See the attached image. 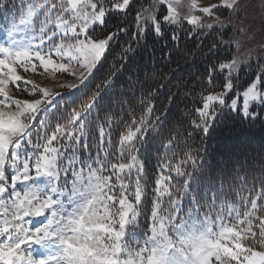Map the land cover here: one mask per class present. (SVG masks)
Segmentation results:
<instances>
[{
    "label": "snow or ice",
    "instance_id": "snow-or-ice-1",
    "mask_svg": "<svg viewBox=\"0 0 264 264\" xmlns=\"http://www.w3.org/2000/svg\"><path fill=\"white\" fill-rule=\"evenodd\" d=\"M181 33L220 41L198 53V90L183 66L146 91L147 66L118 87L113 64L93 84L115 45L126 64L150 35L163 59L175 53L190 68L197 53L181 51ZM254 38L246 0H0V264H264V142L219 160L206 145L229 121L264 125V63L241 52ZM18 69L73 82L53 93ZM181 92L191 101L172 120Z\"/></svg>",
    "mask_w": 264,
    "mask_h": 264
},
{
    "label": "trees",
    "instance_id": "trees-1",
    "mask_svg": "<svg viewBox=\"0 0 264 264\" xmlns=\"http://www.w3.org/2000/svg\"><path fill=\"white\" fill-rule=\"evenodd\" d=\"M137 3H144L147 6L150 3V0H136ZM163 11V10H162ZM135 11L132 12V17L134 18ZM185 27H190L185 24ZM115 31L114 27H109L108 32ZM170 34H166L165 39H168ZM230 38V33L225 32L224 40L227 41ZM121 38V43L123 42ZM220 43L219 40L215 38V34H211L207 37L201 38L198 40L196 37H192L188 39L185 33H181V41H180V49L182 52L193 51L196 52L195 59L191 64L190 68L184 65L183 60H177V55L174 53L171 62H168L166 59L162 58V49L161 44L164 41H160L157 43L151 35L148 37L147 44L137 52V54L130 59L128 63H124L120 61L118 58V53L120 51L119 44L115 45L112 51L108 54V59L104 62V66L100 69L99 72L96 73V80L93 81V84L99 82L100 78L104 76V74L115 64V70L117 72L116 76V84L119 87L121 84L127 85L129 82V74L132 73L135 75V67L138 66L141 70L147 66V73L141 72V85H137V89L143 87L146 91L152 87H158L161 83H163L162 76L166 75L173 69H177L178 67H186L187 70L181 73L185 80H189L190 82L187 85L189 91L198 90L199 85L201 83L200 79L195 76V69L199 68L201 75H203V57L198 53L206 50L211 43L213 42ZM245 43H253V40H248ZM201 45L200 48H197V45ZM148 49L155 50L154 60L150 59ZM234 48L230 49L227 45L222 46V50L220 51L221 57L231 58ZM243 52V51H241ZM124 64L123 71H121V65ZM155 70V71H154ZM252 71H255L253 69ZM156 72L161 73L160 77H156ZM156 77V78H154ZM251 78V73L243 76L240 81L239 88L242 89L247 83L248 79ZM177 80H172L170 84L167 85L166 88H161L162 95L159 98L157 103V110L162 111L165 107H167V103L165 101V97L169 92L175 91V85ZM219 90V89H217ZM68 94V93H66ZM137 97L140 96L139 90L136 93ZM230 96L234 95V93H230ZM235 98H239L238 95H235ZM107 99V98H106ZM191 98L186 95V93L181 92L180 96L176 99L175 102L171 104V110L169 112V118L175 120L178 116L181 115V110L185 106V104H190ZM115 138L118 139V133ZM260 142H264V125L257 122L255 126L249 127L247 124H239L238 121H229L227 124H221L210 131V134L206 138V145L209 151L216 157V159H226L229 155V150L232 146L241 144V143H252L253 145L259 144ZM146 159L149 161L150 170H154L153 166L156 163V156L154 148L147 154Z\"/></svg>",
    "mask_w": 264,
    "mask_h": 264
},
{
    "label": "rangeland",
    "instance_id": "rangeland-1",
    "mask_svg": "<svg viewBox=\"0 0 264 264\" xmlns=\"http://www.w3.org/2000/svg\"><path fill=\"white\" fill-rule=\"evenodd\" d=\"M215 2V0H200L202 5H207ZM247 7L249 10V20L253 24V32L254 39L253 43H245L242 47L241 51L245 55H247L248 51H252L254 54L261 56V63H264V48H261V45L264 44V30H261V20L264 19L262 16V0H246ZM183 13H186L187 9L181 10ZM108 33H104L107 35ZM18 74L21 75L22 78L27 79L35 84L38 87L47 88L53 93H62L66 94L69 92V89L60 87L61 84L71 83L73 82L71 77H66L65 75H61L57 73L55 77L49 74H40L42 69L36 73L29 71L25 73L23 69L17 70ZM20 83V82H18ZM31 87V84L29 85ZM10 94L16 96L21 99H33L34 97L28 96L27 93L18 92L15 86L10 85ZM241 98H238V101Z\"/></svg>",
    "mask_w": 264,
    "mask_h": 264
}]
</instances>
